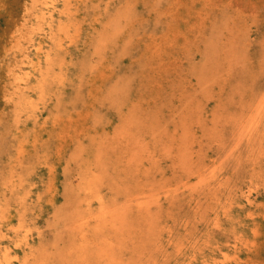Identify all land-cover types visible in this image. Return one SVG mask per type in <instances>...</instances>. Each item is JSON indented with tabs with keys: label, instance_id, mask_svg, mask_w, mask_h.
<instances>
[{
	"label": "rangeland",
	"instance_id": "374dc122",
	"mask_svg": "<svg viewBox=\"0 0 264 264\" xmlns=\"http://www.w3.org/2000/svg\"><path fill=\"white\" fill-rule=\"evenodd\" d=\"M27 1L0 57V263L264 264V0Z\"/></svg>",
	"mask_w": 264,
	"mask_h": 264
},
{
	"label": "bare ground",
	"instance_id": "6f19581e",
	"mask_svg": "<svg viewBox=\"0 0 264 264\" xmlns=\"http://www.w3.org/2000/svg\"><path fill=\"white\" fill-rule=\"evenodd\" d=\"M48 1V0H47ZM63 1V0H62ZM65 1V0H64ZM69 1V0H68ZM33 2H36V0H33ZM66 2V1H65ZM30 3H29V1H27V0H0V57H1V53H2V51L3 50H6V51H11V52H13V53H20V50H21V48H22V43L23 42H25L26 40H27V37H28V34H29V30H30V25H29V22H30V19H31V16L34 14V9H35V5H34V7L32 8L30 5H29ZM52 4V3H51ZM42 8V7H41ZM55 8V7H54ZM37 9V8H36ZM66 9V8H65ZM39 10V9H38ZM57 11V10H56ZM59 11V10H58ZM63 17H64V15H62ZM49 18V17H48ZM33 19V18H32ZM61 20V19H60ZM56 21V20H55ZM50 22H52V21H50ZM58 22V21H57ZM60 22V21H59ZM54 24V23H53ZM61 25H63V24H61ZM46 27V26H45ZM55 29V28H54ZM46 34V33H45ZM43 37V36H42ZM45 45V44H44ZM42 46V45H41ZM34 49V48H33ZM44 50V49H43ZM36 51H37V53L38 54H41V51H42V48H40V47H37V49H36ZM43 52V51H42ZM51 52V51H50ZM53 53V52H52ZM7 55V54H6ZM50 58V57H49ZM3 64V63H2ZM11 65V64H10ZM31 65V64H30ZM36 69V68H35ZM29 72V71H28ZM48 76V75H47ZM46 76V77H47ZM9 79H15L14 78V71L12 72H10L9 73V75L7 76ZM30 78H31V76H29ZM36 79V78H35ZM27 84H28V82H27ZM34 85V84H33ZM28 87V86H27ZM31 88V87H30ZM26 95V94H25ZM12 96L13 95H11L10 97H4L5 98V101L6 102H10L11 100H12ZM26 96H28V95H26ZM19 98V97H18ZM31 101V100H30ZM20 102V101H19ZM30 103V102H29ZM26 104V103H25ZM15 105V104H14ZM261 105V104H260ZM28 106V105H27ZM37 106V105H36ZM33 107V106H32ZM27 108V107H26ZM34 108H35V106H34ZM37 108H38V106H37ZM36 108V109H37ZM35 109V110H36ZM17 110V109H16ZM15 110V111H16ZM24 111V110H23ZM27 111V110H26ZM25 111V112H26ZM29 111H31V110H29ZM38 111V110H37ZM40 111V110H39ZM18 113H20V112H18ZM16 114V113H15ZM17 115V114H16ZM22 115V114H21ZM33 115V114H32ZM36 116V115H35ZM16 117V116H15ZM18 117V116H17ZM30 117V116H29ZM28 117V118H29ZM34 117V116H33ZM27 118V119H28ZM19 119V118H18ZM17 119V120H18ZM22 119V118H21ZM16 120V119H15ZM16 120V122L15 123H19L18 121ZM34 121H35V119H34ZM244 121V120H243ZM242 121V122H243ZM254 123V122H253ZM201 124V123H200ZM244 125V124H243ZM130 128V127H129ZM243 128V127H242ZM241 128V129H242ZM248 127H246V129H247ZM250 128V127H249ZM261 128V127H260ZM244 129V128H243ZM245 129V130H246ZM251 130H253V129H251ZM259 130V129H258ZM261 130V129H260ZM133 132V131H132ZM242 132V131H241ZM246 132V131H245ZM247 133V132H246ZM250 133H253V132H250ZM243 134V133H242ZM245 134V133H244ZM132 135V134H131ZM136 136V135H135ZM160 136H162V134L160 135ZM244 135H242V136H240V137H243ZM133 137V136H132ZM156 137V136H155ZM214 139V138H213ZM241 140H243V138H241ZM238 141V140H237ZM240 142H242V141H240ZM246 143V142H245ZM250 143V142H249ZM241 144V143H240ZM262 144V143H261ZM161 145V144H160ZM257 145V144H256ZM258 145H260V143L258 144ZM94 146V145H93ZM249 146V145H248ZM251 147V146H250ZM250 147H249V149H250ZM252 147H253V145H252ZM258 147V146H257ZM238 149V148H237ZM244 149V148H243ZM242 149V150H243ZM247 150V149H246ZM240 151V150H239ZM235 152V151H234ZM242 152V151H241ZM250 152V151H249ZM248 152V153H249ZM240 154V153H239ZM230 156V155H229ZM251 156V155H250ZM183 157V156H182ZM235 157V156H234ZM249 157V156H248ZM247 157V158H248ZM81 158V157H80ZM244 158V157H243ZM169 159V158H168ZM229 159V158H228ZM240 159V158H239ZM249 159V158H248ZM82 160V159H81ZM230 160V159H229ZM233 160V159H232ZM241 161V160H240ZM148 161H146V163H147ZM171 162V161H170ZM173 162V161H172ZM224 162V161H223ZM174 163V162H173ZM222 163V162H221ZM226 164H227V162H225ZM156 164V163H155ZM175 164H177V162L175 163ZM224 164V163H223ZM222 164V165H223ZM230 164V163H229ZM225 165V164H224ZM95 167V166H94ZM100 167V165L98 166V168ZM150 167H151V165H150ZM178 167H179V165H178ZM102 168V167H101ZM222 169H223V167H221ZM226 168V167H225ZM93 169V168H92ZM105 169V168H104ZM108 169V168H107ZM150 169V168H149ZM151 169H152V167H151ZM220 169V168H219ZM106 170V169H105ZM174 170V169H173ZM201 170V169H200ZM221 170V169H220ZM85 171V170H84ZM217 171V170H216ZM219 171V170H218ZM86 172V171H85ZM89 172V171H88ZM87 172V173H88ZM108 172V171H107ZM185 172V171H184ZM183 172V173H184ZM190 172H192V171H190ZM225 172V171H224ZM84 173V172H83ZM107 174V173H106ZM195 174V173H194ZM200 174V173H199ZM199 174H197V175H199ZM87 175V174H86ZM85 175V176H86ZM89 175V174H88ZM105 175V174H104ZM216 175V174H215ZM84 176V177H85ZM108 176V175H107ZM106 177V176H105ZM198 177V176H197ZM221 177H222V175H221ZM86 178V177H85ZM84 178V180L86 181L87 179H85ZM216 178V177H215ZM214 178V179H215ZM227 178H228V176H227ZM101 179H102V181H103V177H101ZM101 179H98V180H101ZM174 179H176V177L174 178ZM202 179V178H201ZM217 179V178H216ZM220 179V178H219ZM229 179V178H228ZM231 179H232V177H231ZM106 180V179H105ZM165 180V179H164ZM173 180V179H172ZM221 180V179H220ZM73 181V180H72ZM81 181H83V180H81ZM118 181V180H117ZM204 181V180H203ZM202 180H201V182H203ZM210 181H211V178H210ZM216 181V180H215ZM226 181H227V179H226ZM231 181V180H230ZM146 182V181H145ZM149 182V181H148ZM148 182H147V184H148ZM199 182V181H198ZM217 182V181H216ZM216 182H215V184H216ZM222 182V181H221ZM235 182V181H234ZM68 183L69 182H67V185H68ZM76 183V182H75ZM86 183V182H85ZM106 183V182H105ZM166 183H169V182H167L166 181ZM236 183V182H235ZM235 183H232V184H235ZM70 184V183H69ZM83 184H84V182H83ZM82 184V185H83ZM149 184H151V183H149ZM170 184V183H169ZM104 185V184H103ZM102 185V186H103ZM146 185V184H145ZM196 185V184H195ZM195 185H193V186H195ZM211 185V184H210ZM218 185V184H217ZM71 186V188H72V185H70ZM84 186V185H83ZM94 186H96V185H94ZM110 186V185H109ZM123 186H124V184H123ZM150 186V185H149ZM152 186V185H151ZM150 186V187H151ZM202 186V185H201ZM208 186V185H207ZM226 186H227V184H226ZM225 186V187H226ZM233 186V185H232ZM74 187H76V186H74ZM100 187H101V185L99 186V189H100ZM149 187V188H150ZM206 187V186H205ZM211 187V186H210ZM224 187V186H223ZM236 187V186H235ZM234 187V188H235ZM83 188V187H82ZM98 188V187H97ZM142 188V187H141ZM140 188V189H141ZM148 188V187H147ZM221 188V187H220ZM227 188V187H226ZM225 188V189H226ZM76 189V188H75ZM118 189H119V186H118ZM123 189V188H122ZM140 189H139V191H140ZM144 189V188H143ZM207 189H209V188H207ZM69 191H70V189H68ZM82 190V189H81ZM80 190V191H81ZM212 189L210 188V191H211ZM213 190H215V189H213ZM71 191H73V190H71ZM75 191V190H74ZM98 191V190H97ZM119 191H120V189H119ZM137 191H138V189H137ZM139 191L137 192V193H139ZM144 191V190H143ZM148 191L150 192V190L148 189ZM153 191V190H152ZM151 191V192H152ZM205 191V190H204ZM209 191V192H210ZM218 191V190H217ZM77 192V191H76ZM99 192V191H98ZM117 192V191H116ZM115 192V193H116ZM194 192V191H193ZM219 192V191H218ZM223 192H224V190H223ZM69 193V192H68ZM74 193V192H73ZM114 193V192H113ZM134 193H136V192H134ZM143 193H145V192H143ZM192 193V192H191ZM197 193H199V190H198V192ZM212 193V192H211ZM235 193H236V191H235ZM235 193H234V195H235ZM141 194V193H140ZM146 194V193H145ZM200 194V193H199ZM214 194V193H213ZM215 194H216V192H215ZM224 194V193H223ZM232 194V193H231ZM237 194V193H236ZM76 195V194H75ZM80 195V194H79ZM86 195H88V193L86 194ZM144 195V194H143ZM205 195V194H204ZM212 195V194H211ZM217 195V194H216ZM215 195V196H216ZM69 196V195H68ZM97 196V195H96ZM147 196H148V194H147ZM197 196V195H196ZM199 196V195H198ZM201 196V195H200ZM199 196V197H200ZM214 195H212V197H213ZM77 197V196H76ZM75 197V198H76ZM193 197V196H192ZM191 197V198H192ZM203 197H205V196H203ZM66 198V197H65ZM74 198V199H75ZM84 198H86V197H84ZM190 198V199H191ZM227 198V197H226ZM235 198V197H234ZM67 199H69V202L68 203H70V198H67ZM73 199V200H74ZM212 199V198H211ZM214 199H215V197H214ZM213 199V200H214ZM217 199V198H216ZM220 199H222V198H220ZM92 200H93V198H92ZM91 200V201H92ZM98 200V199H97ZM96 200V202H98ZM116 200H117V198H116ZM146 200V199H145ZM144 200V201H145ZM189 200V199H188ZM192 200V199H191ZM204 200H206V198H204ZM229 200V199H228ZM230 200H233L232 198L230 199ZM248 201H249V199H247ZM23 201H25V200H23ZM87 201V200H86ZM89 201V200H88ZM90 201V202H91ZM141 202H142V200H140ZM190 201V200H189ZM193 201V200H192ZM215 201H217V200H215ZM1 202V201H0ZM72 202V201H71ZM94 202V201H93ZM92 202V203H93ZM103 202V204H104V200L102 201ZM197 202V201H196ZM222 202V201H221ZM234 202H235V200H234ZM24 203V202H23ZM68 203L66 204L65 203V205H68ZM144 203V202H143ZM198 203V202H197ZM201 203H202V201H201ZM217 203V202H216ZM223 203V202H222ZM251 203V202H250ZM77 204H78V202H77ZM82 204V203H81ZM84 205H85V203H83ZM88 206H89V202H87L86 203ZM100 204H102L101 203V201H100ZM99 204V205H100ZM146 204V203H145ZM235 204V203H234ZM233 204V205H234ZM239 204V203H238ZM23 205V204H22ZM75 205V204H74ZM80 205V204H79ZM215 205V204H214ZM241 205V204H240ZM250 205V204H249ZM1 206V205H0ZM81 206V205H80ZM104 206H106V205H104ZM142 206V205H141ZM219 206H220V202H219ZM232 206V205H231ZM20 207V206H19ZM67 207H69V206H67ZM90 207V206H89ZM145 207V206H144ZM197 207V206H196ZM228 207V206H227ZM239 207V206H238ZM100 208V207H99ZM107 208V207H106ZM114 208V207H113ZM218 208V207H217ZM243 208V207H242ZM94 209V208H93ZM105 209V208H104ZM115 209V208H114ZM219 209V208H218ZM230 209V208H229ZM234 209V208H233ZM232 209V210H233ZM241 209V208H240ZM3 210V209H2ZM2 210H0V211H2ZM7 210V209H6ZM66 210V209H65ZM79 210H81V209H79ZM83 210V209H82ZM107 210V209H106ZM223 210V209H222ZM221 210V211H222ZM232 210H231V212H232ZM17 211V210H16ZM25 211V210H24ZM28 211V210H27ZM55 211V210H54ZM57 211V210H56ZM55 211V212H56ZM234 211V210H233ZM240 211V210H239ZM26 212V211H25ZM24 212V213H25ZM61 212V211H60ZM59 212V213H60ZM71 212V211H70ZM106 211H104L103 213H105ZM217 212H219V211H217ZM225 212V211H224ZM18 213V212H17ZM62 214L64 213V212H61ZM60 213V214H61ZM73 214H75V213H78V211H76L75 213H74V211L72 212ZM86 213H88V212H86ZM198 213V212H197ZM223 213V212H222ZM234 213V212H233ZM237 213V212H236ZM59 214V215H60ZM70 214V213H69ZM216 214V213H215ZM230 214V213H229ZM5 215V214H4ZM21 215V214H20ZM84 215V214H83ZM199 215V214H198ZM228 215V214H227ZM226 215V216H227ZM19 216V215H18ZM24 216V215H23ZM63 216V215H62ZM66 216V215H65ZM73 217H74V215H72ZM76 216H78V214L76 215ZM119 216V215H118ZM218 216V215H217ZM222 216V215H221ZM225 216V215H224ZM231 216V215H230ZM253 216V215H252ZM83 217V216H82ZM82 217H81V219H82ZM95 217V216H94ZM67 218H68V216H67ZM122 218H123V216H122ZM199 218V217H198ZM202 218V217H201ZM218 218V217H217ZM228 218V217H227ZM230 218V217H229ZM236 218V217H235ZM234 218V219H235ZM54 219V218H53ZM57 219V218H56ZM66 219V218H65ZM120 219V218H119ZM126 219V218H125ZM219 219V218H218ZM217 219V220H218ZM224 219H226V218H224ZM61 220V219H60ZM71 219H69V221H70ZM200 220V219H199ZM198 220V221H199ZM220 220V219H219ZM76 221V220H75ZM91 221V220H90ZM119 221V220H118ZM117 221V222H118ZM226 221V220H225ZM1 222V221H0ZM117 222H115V223H117ZM58 223H59V221H58ZM73 223V222H72ZM85 223V222H84ZM88 223V222H87ZM197 223V222H196ZM238 223V222H237ZM54 224V223H53ZM52 224V222H51V224L49 225V226H52L53 225ZM66 224V223H65ZM118 224V223H117ZM204 224V223H203ZM63 225H64V223L62 222V227H63ZM76 225V224H75ZM74 225V226H75ZM119 225V224H118ZM125 225V224H124ZM197 225V224H196ZM22 226V225H21ZM56 226V225H55ZM77 226V225H76ZM83 226V225H82ZM126 226V225H125ZM60 227V226H59ZM73 227V226H72ZM78 227V226H77ZM118 227V226H117ZM11 228H13V227H11ZM45 228H46V226H45ZM57 228V227H56ZM83 228V227H82ZM81 228V229H82ZM85 228V227H84ZM102 228H104V227H102ZM114 228V227H113ZM121 229V227H118V229ZM123 228H126V227H123ZM5 229V228H4ZM3 229V230H4ZM21 229V228H20ZM22 229H23V226H22ZM21 229V230H22ZM49 229V228H48ZM63 229H65V228H63ZM76 230H77V228H75ZM81 229H80V232H81ZM88 229V228H87ZM117 229V230H118ZM120 229H119V231H120ZM7 230V229H6ZM10 230H12V229H10ZM9 230V231H10ZM16 230V229H15ZM29 230L30 229H28L27 231L29 232ZM34 230V229H33ZM36 230H37V228H36ZM43 230V229H42ZM44 230H47V229H44ZM43 230V231H44ZM54 230H56V229H54ZM59 230V229H58ZM57 230V231H58ZM79 230V229H78ZM111 230H112V228H111ZM116 230V229H115ZM114 230V231H115ZM123 230V229H122ZM121 230V231H122ZM232 230H233V228H232ZM26 231V230H25ZM60 231H61V229H60ZM118 231V232H119ZM7 232V231H6ZM41 232V231H40ZM39 232V233H40ZM79 232V233H80ZM124 232V231H123ZM198 232V231H197ZM39 233H38V236H40L39 235ZM60 233V232H59ZM195 233V232H194ZM200 233V232H199ZM10 234V233H9ZM17 234H18V232H17ZM27 234V233H26ZM51 234H52V232H51ZM64 234V233H63ZM197 234V233H196ZM25 235V234H24ZM56 235V234H55ZM119 235H120V233H119ZM118 235V236H119ZM199 235V234H198ZM3 236H4V233H3ZM7 236V235H6ZM6 236H5V238H6ZM10 236V235H9ZM18 236V235H17ZM64 236V235H63ZM192 236V235H191ZM28 237V236H27ZM32 237V236H31ZM34 237V236H33ZM197 237V236H196ZM195 237V238H196ZM4 238V239H5ZM61 239L63 238V237H60ZM119 238V237H118ZM120 238H121V236H120ZM189 238V237H188ZM198 238V237H197ZM18 239V238H17ZM33 239V238H32ZM46 239V238H45ZM58 239V238H57ZM1 240V239H0ZM8 240V239H7ZM11 240H13V239H11ZM10 240V241H11ZM18 240H20V239H18ZM31 240V239H30ZM43 240V239H42ZM56 240V239H55ZM63 240V239H62ZM67 240V239H66ZM190 240V239H189ZM193 240H195V239H193ZM6 241V240H5ZM192 241V240H191ZM15 242V241H14ZM22 242V241H21ZM59 242V241H58ZM57 242V243H58ZM60 242L62 243V241L60 240ZM200 242V241H199ZM10 243V242H9ZM18 243V242H17ZM25 243V242H24ZM40 243V242H39ZM56 243V244H57ZM181 243H183V242H180V244ZM22 244V243H21ZM41 244H42V242H41ZM48 244V243H47ZM74 244V243H73ZM81 244V243H80ZM191 244V243H190ZM55 245V244H54ZM21 246V245H20ZM28 246V245H27ZM30 246V245H29ZM40 246V245H39ZM50 246V245H49ZM48 246V247H49ZM197 246V245H196ZM201 246V245H200ZM3 247V246H2ZM5 247V246H4ZM32 247V246H31ZM179 247V246H178ZM191 247V246H190ZM6 248V247H5ZM10 248V247H9ZM38 248V247H37ZM41 248V247H40ZM51 248H53V247H51ZM58 248V247H57ZM185 248H187L186 246H185ZM3 249V248H2ZM32 249V248H31ZM46 249V248H45ZM181 249V248H180ZM1 250V249H0ZM37 250V249H36ZM178 250H179V248H178ZM20 251V250H19ZM184 251V250H183ZM186 251V250H185ZM12 252V251H11ZM30 252V251H29ZM42 252V251H41ZM178 252H180V251H178ZM198 252V251H197ZM196 252V253H197ZM6 253H8V252H6ZM6 253H4V254H6ZM20 253V252H19ZM38 253H40V252H38ZM191 253V252H190ZM195 253V252H194ZM3 254V253H2ZM24 254V253H23ZM31 254H33V253H31ZM30 254V255H31ZM37 254V253H36ZM47 254H48V252H47ZM178 254V253H177ZM184 253H182V255H183ZM198 254V253H197ZM1 255V254H0ZM27 255V254H26ZM25 255V256H26ZM29 255V254H28ZM40 255V254H39ZM139 255V254H138ZM137 255V256H138ZM186 255V254H185ZM188 255V254H187ZM186 255V256H187ZM3 256V255H2ZM9 256H11V255H9ZM34 256H35V254H34ZM165 256V255H164ZM169 255H167V257H168ZM176 256V255H175ZM174 256V257H175ZM180 256V255H179ZM190 256V255H189ZM7 257V256H6ZM14 257V256H13ZM27 257V256H26ZM25 257V258H26ZM29 257V256H28ZM170 257V256H169ZM168 257V258H169ZM178 257V256H177ZM8 258V257H7ZM6 258V259H7ZM31 258H32V256H31ZM47 258V257H46ZM173 258V257H172ZM176 258V257H175ZM188 258V257H187ZM9 259H11V258H9ZM13 259V258H12ZM28 259V258H27ZM30 259V258H29ZM28 259V260H29ZM33 259V258H32ZM35 259V258H34ZM37 259V258H36ZM35 259V260H36ZM49 259V258H48ZM47 259V260H48ZM165 259H167V258H165ZM180 259V258H179ZM186 259V258H185ZM18 260H19V258H18ZM42 260H43V258H42ZM176 260V259H175ZM175 260H174V262H175ZM187 260V259H186ZM190 260V259H189ZM3 261H5V259H3ZM8 261V260H7ZM20 261H22V260H20ZM27 261V260H26ZM37 261V260H36ZM35 261V262H36ZM39 261V260H38ZM155 261V260H154ZM162 261V260H161ZM164 261V260H163ZM6 262V261H5ZM4 262V263H5ZM9 262H11V261H9ZM28 262H30V261H28ZM45 262H46V259H45ZM166 262V261H165ZM172 262V261H171ZM32 263V262H31ZM47 263V262H46ZM167 263V262H166ZM189 263V262H188ZM1 264V263H0ZM3 264V263H2ZM13 264V263H12ZM158 264H159V262H158ZM169 264V263H168Z\"/></svg>",
	"mask_w": 264,
	"mask_h": 264
}]
</instances>
